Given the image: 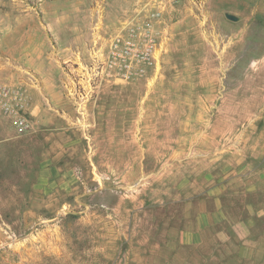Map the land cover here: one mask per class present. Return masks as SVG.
<instances>
[{
    "label": "rangeland",
    "instance_id": "374dc122",
    "mask_svg": "<svg viewBox=\"0 0 264 264\" xmlns=\"http://www.w3.org/2000/svg\"><path fill=\"white\" fill-rule=\"evenodd\" d=\"M143 1L0 0V84L32 110L0 114V264H264V0H158L154 73L69 95ZM218 188L226 219L186 241Z\"/></svg>",
    "mask_w": 264,
    "mask_h": 264
},
{
    "label": "built area",
    "instance_id": "2783aa9c",
    "mask_svg": "<svg viewBox=\"0 0 264 264\" xmlns=\"http://www.w3.org/2000/svg\"><path fill=\"white\" fill-rule=\"evenodd\" d=\"M164 8L158 0L136 4L108 39L93 45L85 57L77 53L69 95L81 98L97 92L106 82H129L153 74L165 39ZM31 112L22 85L0 84V114L12 121L18 133L31 130Z\"/></svg>",
    "mask_w": 264,
    "mask_h": 264
},
{
    "label": "crops",
    "instance_id": "0c3cea01",
    "mask_svg": "<svg viewBox=\"0 0 264 264\" xmlns=\"http://www.w3.org/2000/svg\"><path fill=\"white\" fill-rule=\"evenodd\" d=\"M54 96L55 97L58 96L56 92L49 93L50 98ZM221 190H222L221 188H218V191L213 198V207L209 209H203L202 211L198 213L196 217V221H195L196 223L195 230L192 233L190 231H186L182 233V236L184 237V239H187L186 241L191 242L199 238L200 237L199 232L201 229L208 227L209 225L219 223L223 221L224 219H226L227 217L226 205L222 201L223 198L220 195V193L222 194ZM233 224L234 226L238 225L239 227H241L243 226L244 221L241 219H236L233 221Z\"/></svg>",
    "mask_w": 264,
    "mask_h": 264
},
{
    "label": "water",
    "instance_id": "95a60500",
    "mask_svg": "<svg viewBox=\"0 0 264 264\" xmlns=\"http://www.w3.org/2000/svg\"><path fill=\"white\" fill-rule=\"evenodd\" d=\"M225 16L231 20H236L237 19V16L236 15H233L231 13H225Z\"/></svg>",
    "mask_w": 264,
    "mask_h": 264
}]
</instances>
